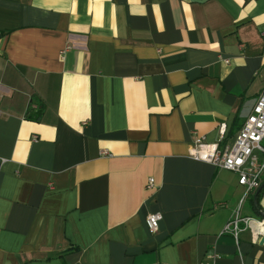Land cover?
I'll use <instances>...</instances> for the list:
<instances>
[{
    "label": "crops",
    "instance_id": "obj_1",
    "mask_svg": "<svg viewBox=\"0 0 264 264\" xmlns=\"http://www.w3.org/2000/svg\"><path fill=\"white\" fill-rule=\"evenodd\" d=\"M263 55L264 0H0V264H264L220 235L237 174L189 157L233 143Z\"/></svg>",
    "mask_w": 264,
    "mask_h": 264
},
{
    "label": "built area",
    "instance_id": "obj_2",
    "mask_svg": "<svg viewBox=\"0 0 264 264\" xmlns=\"http://www.w3.org/2000/svg\"><path fill=\"white\" fill-rule=\"evenodd\" d=\"M67 47L62 50V54ZM264 60V55H263ZM218 140L206 142L203 138L196 139L189 150L192 159L212 164L213 166L237 174L238 184L243 188L231 218L222 228L220 235H230L238 242L241 233L247 232L253 244H264V216H244L242 206L246 199L254 196L264 181V88L259 93L250 114L246 117L235 140L231 145H221L226 134V124H219ZM147 188H154L153 179L149 178ZM162 216L150 213L145 223L151 233L158 230ZM202 264H216L214 257Z\"/></svg>",
    "mask_w": 264,
    "mask_h": 264
},
{
    "label": "trees",
    "instance_id": "obj_3",
    "mask_svg": "<svg viewBox=\"0 0 264 264\" xmlns=\"http://www.w3.org/2000/svg\"><path fill=\"white\" fill-rule=\"evenodd\" d=\"M42 110H43V106H39L38 110L35 112V114L32 115V118L33 120L35 121H38L40 119V116H41V113H42ZM262 191H263V187L261 188V190L259 191V193L256 195V198L254 199L253 198V207L254 209L259 212V205H258V200L262 194Z\"/></svg>",
    "mask_w": 264,
    "mask_h": 264
},
{
    "label": "water",
    "instance_id": "obj_4",
    "mask_svg": "<svg viewBox=\"0 0 264 264\" xmlns=\"http://www.w3.org/2000/svg\"><path fill=\"white\" fill-rule=\"evenodd\" d=\"M264 187V181L263 183L261 184V186L259 187V189L255 192L253 198L255 199L256 198V195L259 193V191L261 190V188ZM261 244H263V241L261 242Z\"/></svg>",
    "mask_w": 264,
    "mask_h": 264
}]
</instances>
